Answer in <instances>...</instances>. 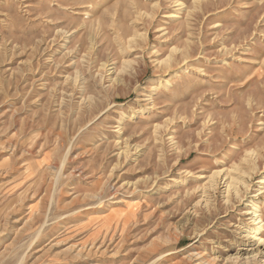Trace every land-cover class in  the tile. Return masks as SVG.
<instances>
[{"label": "rangeland", "instance_id": "obj_1", "mask_svg": "<svg viewBox=\"0 0 264 264\" xmlns=\"http://www.w3.org/2000/svg\"><path fill=\"white\" fill-rule=\"evenodd\" d=\"M4 228L0 264H264V0H0Z\"/></svg>", "mask_w": 264, "mask_h": 264}, {"label": "bare ground", "instance_id": "obj_2", "mask_svg": "<svg viewBox=\"0 0 264 264\" xmlns=\"http://www.w3.org/2000/svg\"><path fill=\"white\" fill-rule=\"evenodd\" d=\"M6 229H0V235L5 233ZM15 232V231H14ZM16 233V232H15ZM178 239H176L177 241ZM179 242V241H178ZM12 244V243H11ZM185 254V253H184ZM203 255V254H202ZM181 257V256H180ZM204 257V256H203ZM203 257H197L194 254H187L183 255L178 260H174V262H171L169 264H215L213 263V260H208ZM169 262V261H168ZM162 264V263H161Z\"/></svg>", "mask_w": 264, "mask_h": 264}]
</instances>
